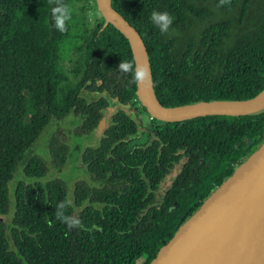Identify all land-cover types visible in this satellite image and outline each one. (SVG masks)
<instances>
[{"label": "trees", "instance_id": "16d2710c", "mask_svg": "<svg viewBox=\"0 0 264 264\" xmlns=\"http://www.w3.org/2000/svg\"><path fill=\"white\" fill-rule=\"evenodd\" d=\"M209 1L112 0L142 36L166 107L247 100L264 89V0L202 3ZM58 2L70 12L64 31L54 27ZM89 3L97 8L96 0H0V264H150L264 142L263 111L180 123L151 119L149 142L130 147L146 131L137 114H148L131 75L117 72L134 57L103 17L89 27ZM153 10L173 16L166 34L150 21ZM112 105L131 110L100 132ZM68 120L71 141L98 133V144L71 145L55 132L48 159L28 157L52 125ZM74 156L91 180H78L71 191L66 180L48 179V160L61 171ZM66 197V214L79 227L55 218Z\"/></svg>", "mask_w": 264, "mask_h": 264}, {"label": "water", "instance_id": "95a60500", "mask_svg": "<svg viewBox=\"0 0 264 264\" xmlns=\"http://www.w3.org/2000/svg\"><path fill=\"white\" fill-rule=\"evenodd\" d=\"M96 4L105 25L114 26L129 42L135 61L148 67L150 82L137 86V97L152 119L180 123L210 116L244 117L264 111V89L247 100L164 106L155 93L142 36L113 8L112 0H96ZM130 110V106L109 107L99 131L105 132L120 111ZM150 264H264V142L207 198Z\"/></svg>", "mask_w": 264, "mask_h": 264}, {"label": "rangeland", "instance_id": "374dc122", "mask_svg": "<svg viewBox=\"0 0 264 264\" xmlns=\"http://www.w3.org/2000/svg\"><path fill=\"white\" fill-rule=\"evenodd\" d=\"M203 4H205L206 6H210L212 8H214V2L213 0H210L209 2H202ZM87 15H88V21H89V27L92 28L94 27L98 21L102 20V16L97 12V8L94 7L93 3H89L88 5V10H87ZM74 58V62H79V60L81 59V57L79 55H73ZM79 59V60H77ZM75 64V63H73ZM74 65L68 66V72H70L72 70ZM89 99L92 98V96L90 95H86ZM137 117L141 120L144 129L146 130L145 133L140 136V137H136L134 139H132L129 142V146L130 147H136V146H140V145H144L147 144L149 142V130L152 129L151 127V122L150 120L152 119L150 117L149 114H143V115H138ZM71 125L69 120L68 121H64L62 122L60 125H52L44 134V136H42L40 138V140L36 143L35 147H33V149L31 150V152L28 154V157H31L33 155L36 154H40L43 153L45 158L48 159V143L50 140V137L53 133L57 132L60 134V136L65 140L68 141V143H70L71 145L74 144L76 146V144L81 145L83 142L81 140H75V141H71L69 134L71 132ZM99 134H95L94 137L89 140V141H85L83 143V147L85 146H95L98 144V140H99ZM73 142V143H72ZM49 163V174H48V179H55V178H61L67 181V183L69 184V187L72 191L74 184L78 181V180H91L90 174L87 172L85 166L81 163V160H78V158L76 156H74L71 161L68 163V165L64 168V170H58L55 169L53 167V165L51 164L50 160H48ZM180 167H177L172 175H170L165 182L162 184L161 189L159 191L160 195L163 194V192L168 189L171 186L172 180L173 178L176 176V174L178 173Z\"/></svg>", "mask_w": 264, "mask_h": 264}, {"label": "clouds", "instance_id": "9594fccd", "mask_svg": "<svg viewBox=\"0 0 264 264\" xmlns=\"http://www.w3.org/2000/svg\"><path fill=\"white\" fill-rule=\"evenodd\" d=\"M231 0H219L218 7L230 4ZM70 19V12L66 5L57 3V6L53 8V20L54 27L59 31L66 29V22ZM150 21L160 30L162 34H166L174 22L173 16L167 11L160 12L153 10L150 14ZM117 72L125 75H131L130 83L140 86L148 85L150 82V72L148 67L139 64L135 59L122 60L118 65ZM71 205V201L66 197L65 200L60 201L55 206L54 215L56 220L67 225L69 229L73 227H79L81 221L75 216H69L66 214V209Z\"/></svg>", "mask_w": 264, "mask_h": 264}]
</instances>
